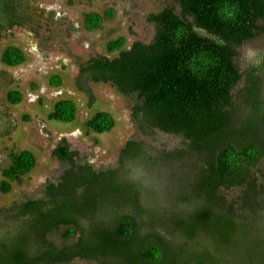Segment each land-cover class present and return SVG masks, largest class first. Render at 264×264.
<instances>
[{
    "label": "trees",
    "instance_id": "16d2710c",
    "mask_svg": "<svg viewBox=\"0 0 264 264\" xmlns=\"http://www.w3.org/2000/svg\"><path fill=\"white\" fill-rule=\"evenodd\" d=\"M19 6L22 15L17 12ZM0 7L6 17L0 21L1 38L21 22L25 10L18 0H0ZM113 15L112 8L86 12L84 26L96 30ZM147 19L155 27L150 42L135 40L127 47L123 36L109 40L107 54L80 63L78 86L90 95L88 79L111 83L133 99L131 116L141 133L175 134L184 145L155 153L141 139L128 140L120 149L118 167L94 170L88 163L72 165L58 183L47 186L42 198L17 203L12 215L0 214V227L6 226L0 233V264L40 260L62 264L74 258L102 264H223L218 254L197 241L206 234L213 235L218 248L240 250L241 264H264L260 245L240 249L234 241L250 222L264 221V166L254 170L264 162V62L251 64L244 72L237 62L238 48L264 33V0H175L150 12ZM24 60L22 48L13 44L0 53L1 63L7 66ZM244 75L245 86L235 91ZM50 83L58 86L61 79L53 75ZM7 99L18 103L22 95L12 89ZM75 115L74 101L62 98L47 116L69 122ZM114 125L113 115L104 110L94 112L84 123L86 132L98 134ZM53 154L73 163L78 152L62 138ZM140 155L154 163L190 158L194 167L191 178L179 186L175 205L161 215L152 209L147 220L140 218L138 191L130 184L117 188L113 182L119 171L128 170L125 158ZM9 158V165L1 169L5 192L35 165L29 150L11 151ZM233 187L241 193L228 199L223 191ZM131 189L134 193L128 192ZM103 193L118 194V199L102 202ZM50 200L54 207L40 210L38 221L29 228L19 221L22 232L11 231L4 223L31 215ZM105 207L111 209L109 219L97 216L98 208ZM62 225L67 226L65 240L75 237L73 243L56 245L49 239ZM31 229L40 242L35 255L24 249Z\"/></svg>",
    "mask_w": 264,
    "mask_h": 264
},
{
    "label": "rangeland",
    "instance_id": "374dc122",
    "mask_svg": "<svg viewBox=\"0 0 264 264\" xmlns=\"http://www.w3.org/2000/svg\"><path fill=\"white\" fill-rule=\"evenodd\" d=\"M18 1L24 7V17L19 24L3 32L0 38V53L5 46L13 44L21 47L25 54L24 62L17 66H7L0 61V214L12 215V208L17 203L42 198L47 186L58 183L72 165L77 168L88 163L94 170L118 167L120 149L128 140L141 139L153 147L155 153L161 150L172 151L184 145L183 139L175 134L159 130L150 135L141 133L131 116L133 99L118 91L111 83L88 79L86 86L90 89V95L78 86L79 66L82 61L97 54H107V42L120 36L126 39L127 47L135 40L150 42L155 27L147 19V15L158 11L164 5L174 4L175 0ZM109 8L114 10L111 19L103 20L96 30L89 31L85 28L83 17L86 12L102 13ZM1 9L2 7L0 21H6ZM17 12L22 15L23 8L19 6ZM108 55L112 57L115 52ZM237 62L243 72L251 64L264 62V33L238 48ZM53 75L60 77V85L54 86L50 83ZM262 77L264 79V69ZM244 86L245 75L235 91ZM12 89L21 93L20 102L11 103L7 99V92ZM62 98H69L76 105V115L72 121L63 122L47 116L54 102ZM98 110L113 115L114 127L101 134L86 132V119ZM247 112L245 110L243 114ZM62 138L70 149L78 152L73 163L63 161L53 154V149ZM21 150L33 153L35 165L20 181L11 182L9 191H2L1 169L9 165L11 151ZM125 159L128 170L124 169L116 174L113 179L114 186L122 188L130 184L138 191L137 204L142 209L139 216L145 220L152 209L161 215L175 205L179 186L191 178L194 168L190 158L167 159L155 163L142 155ZM263 166L264 162L261 161L254 170L260 171ZM128 192L134 193L132 189ZM240 193L239 187L223 191L228 199H234ZM117 197L118 194L103 193L101 201H116ZM54 205L50 200L43 207L32 210L31 215L19 217L16 221L2 219L9 230L22 232L24 227L18 225L19 221L29 228L38 221L40 210L49 211ZM102 205L105 206V203ZM107 208L110 207L98 208L97 216L101 219L111 218V209ZM80 222H84V218ZM260 224L250 222L245 232L235 237L234 241L240 244V249L242 246L251 249L259 245L264 249V221ZM66 229L67 226H60L49 235V239L56 245L73 243L75 237L65 240ZM5 230L6 226L0 227V233ZM31 234L24 249L28 255H35L40 248V242L35 229ZM197 241L209 251L218 254L223 259V264H241V251L218 248L213 235L206 234ZM35 264L43 263L40 260ZM62 264L102 263L74 258Z\"/></svg>",
    "mask_w": 264,
    "mask_h": 264
}]
</instances>
